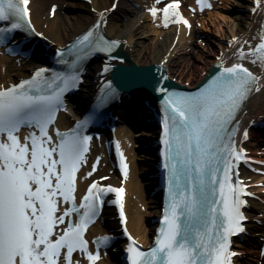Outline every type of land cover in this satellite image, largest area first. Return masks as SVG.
<instances>
[{
	"label": "snow or ice",
	"instance_id": "6c2138e0",
	"mask_svg": "<svg viewBox=\"0 0 264 264\" xmlns=\"http://www.w3.org/2000/svg\"><path fill=\"white\" fill-rule=\"evenodd\" d=\"M256 2L259 6V0ZM29 4L30 0H0V39L20 30L25 21L30 24ZM150 11L156 16L157 9ZM164 14L167 26L168 8ZM176 22L191 27L182 17ZM91 35L81 42L91 44ZM257 54L264 63V43L251 53L253 57ZM42 71L36 73L37 78ZM224 72L199 95L170 97L166 102L165 136L170 138L165 144L173 161L170 184H174V194L157 246L149 252L130 247L132 264H229L235 255L229 251L228 238L244 230L240 207L245 201L238 194L243 189L234 188L229 181L231 158L239 159L243 153L235 151L228 126L257 78L242 65ZM59 79L62 86L53 80L44 85L50 90L47 92L31 80L0 91V264H60L62 250H66V264H72L75 250L87 252L82 233L95 215L92 190L104 191L96 183L79 206L83 209L80 224L62 229L59 235L55 232L78 210L56 215L61 203H75L76 172L90 139L57 133L61 141L52 146L48 127L62 92L69 87L68 80ZM24 126L37 131L30 132L22 143L17 133ZM218 173H222L223 183L217 182ZM108 191L123 194V189ZM87 259L95 264L99 256L88 253Z\"/></svg>",
	"mask_w": 264,
	"mask_h": 264
},
{
	"label": "bare ground",
	"instance_id": "6f19581e",
	"mask_svg": "<svg viewBox=\"0 0 264 264\" xmlns=\"http://www.w3.org/2000/svg\"><path fill=\"white\" fill-rule=\"evenodd\" d=\"M137 4H140L139 8L133 7L128 0H119L115 11L108 13L112 5L113 0H30L29 7L31 8V15L38 29L49 37L50 41L57 45H64L69 42L75 35L84 31L89 25H91L98 17L99 12L104 11L107 19V23L104 27L105 32L111 38H115L121 41L125 45L123 54L128 56L126 65L132 66L129 71L134 72L136 68L145 70L153 68V70L162 63L165 67L167 74L171 75L172 78H176L181 82H190L194 77L193 69L191 68L188 61V48H193L192 45H188L189 41H193L194 34L200 33L197 29H192L190 38L187 40V30L184 28L170 27L164 29L158 26L152 21L148 10L153 0H134ZM249 0H244L242 7L248 6ZM53 6L57 9L55 13L51 12ZM228 12L221 11L214 14H208V19L214 29L207 30L212 34L210 44L216 38H219V34L222 37L230 38L229 35H240L243 40L246 39L245 49L248 48L249 44L254 43L258 38L260 31V25L257 16L252 18L242 17L236 19L233 15H227ZM213 18H220L221 21L225 22V26H229L228 34L226 29L212 21ZM207 19V20H208ZM199 21L205 23V18ZM228 22V23H227ZM250 26V28H249ZM201 34V33H200ZM152 36V37H151ZM230 36V37H229ZM187 41V42H186ZM234 49L230 50L229 54H233ZM240 62H246L245 58H238ZM0 62L3 60L0 58ZM213 63V60H207L204 66H201L202 70H206L207 67ZM35 63L21 64L19 67L15 62L11 63L10 69L7 74L0 71V83L7 80H14L17 77L28 76L27 70L33 69ZM159 69V68H158ZM136 71L134 78L137 75L146 74L147 71ZM132 77V79H134ZM199 80V78H196ZM193 79L192 81L196 80ZM86 87V93L90 91ZM86 93L84 95H86ZM148 94H152L151 92ZM264 115V84L259 87L258 92L250 100L245 116L249 117V120L256 116ZM135 119V118H132ZM67 123V116L61 117V123ZM140 123V122H136ZM147 126L152 124L146 123ZM139 129V128H138ZM118 133L121 138V145L129 158L130 170L126 180L127 196L125 199V207L127 212V221L131 232L142 242L147 244L149 241L148 232L150 228L146 224L147 217L154 216L156 212V200L147 202L146 195L143 190V186L150 185L151 181L140 182L138 163L133 157L132 151L130 150L131 137L125 132L123 128H119ZM145 131H140L137 136L144 135ZM258 140L253 137L249 143L250 153L253 156L263 157L264 148L258 144ZM109 165L108 158L106 157L103 162V169L100 172L102 175L109 172L111 169L106 165ZM105 165V166H104ZM143 170H146L145 165ZM82 174L94 175L91 170L84 168ZM246 180L252 184L253 190L264 195V177L254 174H246L244 176ZM81 182L83 180L81 179ZM263 182L259 188L254 187L255 183ZM151 206H148V204ZM144 206H143V205ZM251 213L250 216L253 219H260L264 225V205L256 200H251ZM144 207L146 209H144ZM250 232L254 240H251L250 246H246L242 242H237L236 246L240 248L242 259L238 264H264V259L261 258V251L258 249L264 243L260 233H264V226L259 227L254 221L249 224ZM102 228L94 230V234L100 232ZM248 240V238H245ZM248 242V241H247ZM101 264H106L102 262Z\"/></svg>",
	"mask_w": 264,
	"mask_h": 264
},
{
	"label": "rangeland",
	"instance_id": "374dc122",
	"mask_svg": "<svg viewBox=\"0 0 264 264\" xmlns=\"http://www.w3.org/2000/svg\"><path fill=\"white\" fill-rule=\"evenodd\" d=\"M130 3L133 5V7H139L135 2L130 1ZM217 24H220L223 28L221 29H226V24L223 23L222 21L218 20L216 21ZM152 37V36H151ZM187 42V41H186ZM189 46L192 45L193 48H188L187 50V56H188V61L193 69V72L198 75L199 71L202 69L200 68L201 66L205 65V62L207 60H211L212 56L215 53L214 49L215 47L209 43V41H205V44L201 43L200 41L198 42L197 39H194L193 41H189L187 43ZM214 44V43H213Z\"/></svg>",
	"mask_w": 264,
	"mask_h": 264
},
{
	"label": "water",
	"instance_id": "95a60500",
	"mask_svg": "<svg viewBox=\"0 0 264 264\" xmlns=\"http://www.w3.org/2000/svg\"><path fill=\"white\" fill-rule=\"evenodd\" d=\"M151 71V70H150ZM149 71V72H150ZM150 74H152L151 72L150 73H148L147 75H146V77L148 78V80H149V76H150ZM165 75V73L164 72H162L161 73V77H163ZM165 77V76H164ZM134 78V77H133ZM139 79H140V75H138V77H135L134 79H131V80H126V81H124V83H122L123 85H124V87H126L127 89H129L130 91H136V90H138V88H137V86L136 85H139V87L140 88H143V89H146V86L149 84V82H146L145 80V82L146 83H144V82H141V81H139ZM166 79V78H165ZM167 80V79H166ZM168 82V81H167ZM169 83H171V81L169 80ZM168 84V83H167Z\"/></svg>",
	"mask_w": 264,
	"mask_h": 264
}]
</instances>
